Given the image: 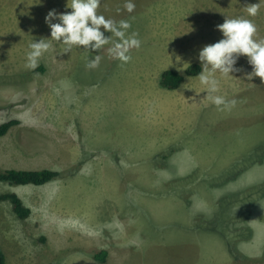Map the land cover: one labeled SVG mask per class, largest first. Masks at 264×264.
Returning <instances> with one entry per match:
<instances>
[{"label": "rangeland", "instance_id": "rangeland-1", "mask_svg": "<svg viewBox=\"0 0 264 264\" xmlns=\"http://www.w3.org/2000/svg\"><path fill=\"white\" fill-rule=\"evenodd\" d=\"M132 2V13L126 0L99 9L138 33L129 63L104 49L89 69L99 51L65 53L52 41L30 69L29 45L51 38L45 17L70 12L68 0H0V124L20 121L0 139V168L61 173L44 186L0 182V195L16 193L31 209L20 220L0 201L7 264H102L90 256L102 250L106 264H264V197L249 190L264 182V81L246 78L253 69L241 56L242 71L221 79L218 93L237 100L231 111L202 101L206 88L186 71L179 88L160 84L177 71L176 55L186 69L201 65L226 17L252 20L264 39V3L250 17L259 0ZM245 198L253 210L236 216ZM237 249L256 262L236 261Z\"/></svg>", "mask_w": 264, "mask_h": 264}, {"label": "clouds", "instance_id": "clouds-1", "mask_svg": "<svg viewBox=\"0 0 264 264\" xmlns=\"http://www.w3.org/2000/svg\"><path fill=\"white\" fill-rule=\"evenodd\" d=\"M262 3L264 0L247 6L248 16L255 17ZM101 4L102 0H68L66 8L71 9L70 12L58 14L56 10H50L45 22L51 29V38L34 40L29 45L26 67L35 69L40 58L53 48L52 41L62 44L65 53H70L74 47L83 48L89 53L99 51L100 54L88 60L86 67L89 69L100 66L103 58L101 50L104 49L111 58L124 64L129 63L132 60L131 50L139 49L142 41L138 38V33H129L132 27L129 21H116L100 13ZM124 7L127 12L132 13L135 4L132 0H126ZM53 20L59 22L53 23ZM217 28L223 34V38L214 44L206 45L200 51L201 71L196 79L207 90V96L202 101H210L220 111H231L236 107L237 100H227L223 95L218 94L221 79L235 78L233 73L242 71L241 68L236 67L238 60L241 56H246L253 69L252 72L246 73V78L252 80L254 77H259L264 81V39L257 38V26L252 20L243 16L226 17L225 22ZM106 32L111 35L106 36ZM175 58L176 70L187 71L186 66L190 64L183 62L179 55ZM191 80L192 77H189V83ZM189 83L182 87L188 89L185 86Z\"/></svg>", "mask_w": 264, "mask_h": 264}, {"label": "trees", "instance_id": "trees-1", "mask_svg": "<svg viewBox=\"0 0 264 264\" xmlns=\"http://www.w3.org/2000/svg\"><path fill=\"white\" fill-rule=\"evenodd\" d=\"M200 71H201V65L194 64L187 69L186 74L190 76H197ZM183 81H184V76L181 73L175 70H166L162 74L160 84L165 89L175 90L181 86ZM19 125H20V121L17 119H12L0 124V139L7 136L13 128ZM60 176H61L60 172L49 169L27 171V170H15V169L5 170L0 168V182H4L12 186H29V185L44 186L48 183L55 181ZM254 189H257L255 190L257 193L261 192L262 198L264 197V182L259 183L254 187H251L249 190L252 191ZM232 195L233 197L235 196L234 193H232ZM0 201L2 202L9 201L12 205L13 212L20 220L27 219L31 214V209L24 204L23 200L16 193L2 194L0 195ZM246 202H247L246 198L239 199L237 201L236 204L238 208L234 207L235 210L238 212L237 214H235L236 216L241 213V210L251 209L248 207L245 208L243 206V204ZM249 212H253V211H249ZM250 216L246 217L245 220L248 221ZM245 227L250 234L249 236H247L246 240H248L252 236V231L247 226ZM230 253L232 254V257L235 258L236 261L249 260L251 261V263L256 262V260H251L245 257L241 252L238 251V249L236 250V252L231 250ZM90 256L95 261L102 264H106L108 258V251L102 250L100 252L90 254ZM0 264H7L5 254L1 248H0Z\"/></svg>", "mask_w": 264, "mask_h": 264}]
</instances>
